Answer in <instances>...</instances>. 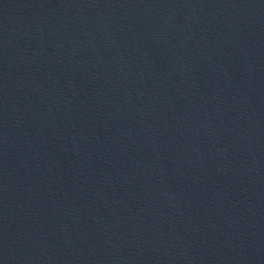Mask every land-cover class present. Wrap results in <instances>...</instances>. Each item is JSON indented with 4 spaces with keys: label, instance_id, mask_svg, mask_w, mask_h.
<instances>
[{
    "label": "water",
    "instance_id": "1",
    "mask_svg": "<svg viewBox=\"0 0 264 264\" xmlns=\"http://www.w3.org/2000/svg\"><path fill=\"white\" fill-rule=\"evenodd\" d=\"M0 264H264V0H0Z\"/></svg>",
    "mask_w": 264,
    "mask_h": 264
}]
</instances>
